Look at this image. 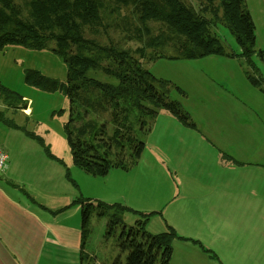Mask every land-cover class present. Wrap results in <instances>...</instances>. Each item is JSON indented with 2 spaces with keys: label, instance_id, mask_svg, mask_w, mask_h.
Listing matches in <instances>:
<instances>
[{
  "label": "trees",
  "instance_id": "trees-1",
  "mask_svg": "<svg viewBox=\"0 0 264 264\" xmlns=\"http://www.w3.org/2000/svg\"><path fill=\"white\" fill-rule=\"evenodd\" d=\"M194 2L197 5L188 0H0V51L9 46L49 49L66 65L65 81L44 76L36 69H25L24 81L67 98L68 117L63 127L76 167L93 176H105L112 168L129 170L144 149L142 137L149 131L145 119L159 112L194 127L187 111L169 98L173 87L182 96L185 92L153 76L143 67V60L224 56L243 59L253 73L257 68L252 56L256 54L264 61V50L255 46V26L245 0ZM117 19V28L112 29L118 31L119 39L100 42L96 37ZM148 21L158 24L154 36L149 35ZM218 25L233 36L238 52L224 46L213 30ZM124 42L137 46L130 50L122 46ZM89 73H100L112 82ZM245 73L249 83L260 86L259 77L248 70ZM0 89L4 99L23 101L15 92L1 85ZM5 104L10 107L14 103ZM231 162L239 164L233 159ZM76 202L81 204L82 245L93 212L108 217L106 235L119 228L117 247L126 252L125 259L122 263L117 256L109 264H167L174 239L202 246L195 239L178 236L168 224L162 232L148 233L145 224L151 213L117 203L82 198ZM124 211L141 218L125 225L121 218ZM80 260L81 264L88 263V254L82 252Z\"/></svg>",
  "mask_w": 264,
  "mask_h": 264
},
{
  "label": "rangeland",
  "instance_id": "rangeland-1",
  "mask_svg": "<svg viewBox=\"0 0 264 264\" xmlns=\"http://www.w3.org/2000/svg\"><path fill=\"white\" fill-rule=\"evenodd\" d=\"M188 1L197 5L194 0ZM245 4L255 26L256 49L264 50V0H245ZM118 21L96 38L102 43L119 39L118 31L112 29L117 28ZM146 26L149 35L154 36L158 24L148 21ZM213 30L228 50L239 51L226 28L218 25ZM122 46L133 50L137 43L124 42ZM252 61L258 68L254 73L242 59L224 56L143 60V67L153 76L185 92L182 96L173 87L169 98L187 111L194 127L182 124L166 112L146 118L149 131L142 137L144 149L138 163L129 170L112 168L105 176H93L72 163L63 127L68 117L67 98L58 91L41 90L24 81L25 69H36L44 76L65 81L66 65L49 49L5 47L0 51V85L22 96L23 101L4 99L0 89V147L7 154L8 177L22 189L19 199L34 204L38 214L56 218L65 226L79 227L81 204L76 200L80 198L94 203H117L132 210L160 209V214L165 215L161 209L166 206L160 198L166 196L171 200L168 207L172 211L180 197L187 200L190 196L204 195L206 184L223 177L221 163H233L229 153L234 156L241 149L236 135L243 128L246 130L240 124L243 117L258 124L257 117L239 102L244 97L245 101L253 99L247 97L254 90L245 77L247 70L264 80L263 61L256 54ZM89 74L112 82L100 73ZM7 102L14 104L8 107ZM160 214L148 215L145 227L148 233L165 230L164 216ZM107 218L94 212L89 216L84 250L93 253L95 264H109L110 257L116 254L119 228L113 235H106ZM121 218L125 225H132L141 217L124 211ZM125 254L118 250L122 263ZM94 262V257L89 256L88 263L83 264Z\"/></svg>",
  "mask_w": 264,
  "mask_h": 264
},
{
  "label": "crops",
  "instance_id": "crops-1",
  "mask_svg": "<svg viewBox=\"0 0 264 264\" xmlns=\"http://www.w3.org/2000/svg\"><path fill=\"white\" fill-rule=\"evenodd\" d=\"M259 78L260 86L252 85L254 90L247 93L253 99L239 100L258 119L257 124L243 117L240 123L246 127L236 135L241 149L234 156L229 153L239 164L222 162L221 180L206 184L204 195L180 197L173 212L166 196L160 198L165 215L160 209H134L164 216L165 225L178 236L202 245L172 240L167 264H264V80ZM241 114L247 116L245 111ZM9 171L0 177V264H81L82 252L94 257L95 264L93 253L84 250L87 238L82 245L81 227L65 226L38 214L34 204L23 203L18 196L22 189L8 177Z\"/></svg>",
  "mask_w": 264,
  "mask_h": 264
},
{
  "label": "built area",
  "instance_id": "built-area-1",
  "mask_svg": "<svg viewBox=\"0 0 264 264\" xmlns=\"http://www.w3.org/2000/svg\"><path fill=\"white\" fill-rule=\"evenodd\" d=\"M7 163V154L6 152L0 147V172H3L6 168Z\"/></svg>",
  "mask_w": 264,
  "mask_h": 264
},
{
  "label": "water",
  "instance_id": "water-1",
  "mask_svg": "<svg viewBox=\"0 0 264 264\" xmlns=\"http://www.w3.org/2000/svg\"><path fill=\"white\" fill-rule=\"evenodd\" d=\"M24 108H26V106H24Z\"/></svg>",
  "mask_w": 264,
  "mask_h": 264
}]
</instances>
